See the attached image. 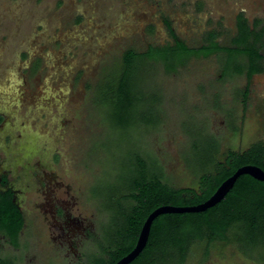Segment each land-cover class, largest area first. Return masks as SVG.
<instances>
[{"label": "rangeland", "instance_id": "rangeland-1", "mask_svg": "<svg viewBox=\"0 0 264 264\" xmlns=\"http://www.w3.org/2000/svg\"><path fill=\"white\" fill-rule=\"evenodd\" d=\"M240 14L262 34L264 56V0H0V157L17 175L28 174L41 155L55 162V174L74 191L75 213L94 221L89 254H105L111 244L102 247L103 238L118 230L121 208L132 207L128 199L116 203L130 194L138 156L166 184L198 188L213 153L224 162L231 151L264 144V59L247 103L246 73L224 76L226 54L191 59L176 73L140 64L133 106L120 109L108 97L127 51L172 41L167 22L190 47L203 45L210 32L231 46ZM33 197L19 199L30 216L19 248L0 237L2 255L14 264H65L47 224L35 221ZM185 264L264 262L236 244L204 241L191 247Z\"/></svg>", "mask_w": 264, "mask_h": 264}, {"label": "trees", "instance_id": "trees-1", "mask_svg": "<svg viewBox=\"0 0 264 264\" xmlns=\"http://www.w3.org/2000/svg\"><path fill=\"white\" fill-rule=\"evenodd\" d=\"M172 41L165 45L149 46L139 53L134 50L124 55L122 72L116 84L110 85L111 100H117L120 109L133 106L131 100L137 99L140 85V64L153 62L161 64L167 73H176L191 59L209 58L226 54L224 76L246 73L248 85L243 93L247 103L249 84L253 76L261 73L260 43L262 34L249 20L240 14L237 17V33L231 46H223L218 35L210 32L205 43L190 47L181 40L167 22ZM246 60V63H238ZM247 66V67H245ZM103 96V92H101ZM154 123V122H153ZM138 174L132 180L128 196L132 207L122 209L121 224L111 236V244L104 250L107 258L100 257L94 264H116L136 247L140 232L149 215L162 206H195L206 202L217 189L236 171L246 165H255L264 170V144L258 143L245 152H229L224 162L215 160L213 153L202 163L198 188H174L166 184L160 171H149L148 161L137 158ZM157 170V169H156ZM122 207V206H120ZM24 220L19 211L7 202L0 209V231L5 233L14 246H19V234ZM206 241L207 246L215 242L233 243L249 259L264 262V183L244 175L236 182L227 197L217 206L204 213L165 214L158 217L151 229L148 244L141 255L131 264H185L191 247L196 242ZM0 264H12L0 259Z\"/></svg>", "mask_w": 264, "mask_h": 264}, {"label": "flooded vegetation", "instance_id": "flooded-vegetation-1", "mask_svg": "<svg viewBox=\"0 0 264 264\" xmlns=\"http://www.w3.org/2000/svg\"><path fill=\"white\" fill-rule=\"evenodd\" d=\"M3 119L4 115L0 113V127ZM142 160L145 159L142 158ZM80 162L85 169H88L84 162L81 160ZM9 164L8 159L3 160L0 157V209H3V206L9 202L12 208L22 215L24 225L19 234V241L30 218L19 199L31 193L34 195L32 205L38 211L36 215L32 212L31 214L34 217L38 216L43 220H40L42 223L47 224L52 241L59 245L61 249L62 255H60V258L64 259L65 264L68 260L71 264H94L96 259L108 257V254H102L101 251L93 254L86 251L88 243L94 242V221L82 212L75 213L79 204L76 198L72 196L74 191L71 190L70 185L66 186L65 182L61 181L55 174V162H51L50 157L47 158L41 155L38 157L35 166L30 167L29 171L26 170L28 174L23 175H17L12 169H9ZM90 198L91 206L94 209V196L90 195ZM0 237L8 242L12 248H19V246H14L10 238L1 231ZM103 239L105 241L102 240V247L105 246L104 243L109 244L111 235ZM64 251H66L65 255L63 254ZM2 254L0 250V259L5 260ZM8 261L10 260L8 259ZM11 263L14 264V261Z\"/></svg>", "mask_w": 264, "mask_h": 264}, {"label": "water", "instance_id": "water-1", "mask_svg": "<svg viewBox=\"0 0 264 264\" xmlns=\"http://www.w3.org/2000/svg\"><path fill=\"white\" fill-rule=\"evenodd\" d=\"M244 175H248L257 181L264 183V170L255 165H246L239 168L233 176L223 182V184L217 189L213 196L202 204L186 207L162 206L157 208L154 212L149 215L145 224L143 225L136 247L133 249L132 252H130L127 256L123 257L116 264H131L141 255V253L144 251L148 244L152 225L158 217L165 214H187L207 212L209 209H212L218 204H220L227 197L230 191L234 188L238 179Z\"/></svg>", "mask_w": 264, "mask_h": 264}]
</instances>
